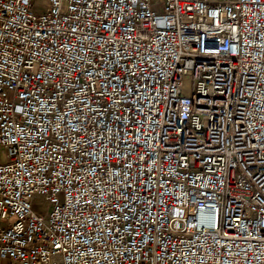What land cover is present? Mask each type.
<instances>
[{
    "label": "built area",
    "instance_id": "1",
    "mask_svg": "<svg viewBox=\"0 0 264 264\" xmlns=\"http://www.w3.org/2000/svg\"><path fill=\"white\" fill-rule=\"evenodd\" d=\"M55 257L264 264V0H0V260Z\"/></svg>",
    "mask_w": 264,
    "mask_h": 264
},
{
    "label": "rangeland",
    "instance_id": "2",
    "mask_svg": "<svg viewBox=\"0 0 264 264\" xmlns=\"http://www.w3.org/2000/svg\"><path fill=\"white\" fill-rule=\"evenodd\" d=\"M44 1L45 0H35V4L39 6L40 4H43ZM155 11H158V8H155ZM33 208L36 210V212L40 214H45L49 209V205L47 204L46 199L42 195H36L33 198ZM54 261L56 262L55 264H57L58 257H55ZM7 263H8V260L6 258L0 260V264H7Z\"/></svg>",
    "mask_w": 264,
    "mask_h": 264
}]
</instances>
